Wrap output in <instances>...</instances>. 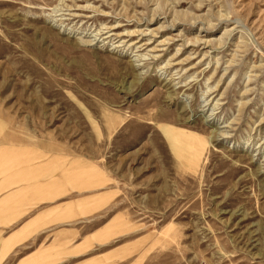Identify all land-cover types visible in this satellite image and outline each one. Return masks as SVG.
Returning <instances> with one entry per match:
<instances>
[{
    "label": "rangeland",
    "instance_id": "374dc122",
    "mask_svg": "<svg viewBox=\"0 0 264 264\" xmlns=\"http://www.w3.org/2000/svg\"><path fill=\"white\" fill-rule=\"evenodd\" d=\"M0 143L85 173L60 264H264V0H0Z\"/></svg>",
    "mask_w": 264,
    "mask_h": 264
},
{
    "label": "crops",
    "instance_id": "0c3cea01",
    "mask_svg": "<svg viewBox=\"0 0 264 264\" xmlns=\"http://www.w3.org/2000/svg\"><path fill=\"white\" fill-rule=\"evenodd\" d=\"M201 150L203 152L202 147ZM69 155L64 149L48 150L40 145L22 146L18 155L6 151L0 143V228L13 227L3 240L1 260L18 248L37 242L36 251H39L20 257L18 264H39L40 261V264H60L70 253L78 252L86 244L70 246L71 241L80 240L86 235L87 198L85 173L70 171ZM179 158L183 162L193 163L187 154H181ZM81 160L74 158L77 164ZM95 200H100V197L95 196ZM111 227V224L107 225L98 231L99 235L106 234ZM66 248V258H51L54 250L63 251ZM46 259L49 262L42 263ZM99 260L84 264H101Z\"/></svg>",
    "mask_w": 264,
    "mask_h": 264
},
{
    "label": "bare ground",
    "instance_id": "6f19581e",
    "mask_svg": "<svg viewBox=\"0 0 264 264\" xmlns=\"http://www.w3.org/2000/svg\"><path fill=\"white\" fill-rule=\"evenodd\" d=\"M116 28H119V27H110V28H109V33L112 32V31H114V30H117ZM109 33H108V34H109ZM112 33H114V32H112ZM113 35L123 36V35H121V33H118V34L115 33V34H112L111 37H112ZM128 35H129V36H133L132 33H129ZM145 44H146V43H145Z\"/></svg>",
    "mask_w": 264,
    "mask_h": 264
}]
</instances>
